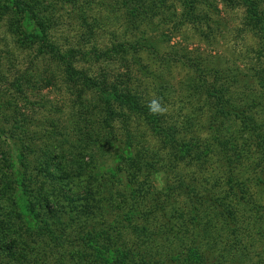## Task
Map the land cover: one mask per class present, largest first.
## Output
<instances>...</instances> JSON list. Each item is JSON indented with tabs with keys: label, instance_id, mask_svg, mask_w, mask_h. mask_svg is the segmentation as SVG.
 Returning <instances> with one entry per match:
<instances>
[{
	"label": "rangeland",
	"instance_id": "rangeland-1",
	"mask_svg": "<svg viewBox=\"0 0 264 264\" xmlns=\"http://www.w3.org/2000/svg\"><path fill=\"white\" fill-rule=\"evenodd\" d=\"M39 9L48 39L61 50H78L77 68L99 78L109 74L144 100L159 99L176 136L196 142L198 152L170 166L168 145L142 115L127 114L124 125L110 121L105 94L83 87L78 97L81 81L69 83L50 53L18 47L4 19L0 112L27 118V172L34 174L31 162L52 156L49 170L74 172L57 188L82 203L92 197L111 238L146 248L154 264L169 258L194 264L186 255L196 246L207 264H264V53L242 24V7L224 0L203 7L211 18L206 35L171 16L132 32L120 0H78L73 7L44 0ZM118 43L133 45L118 51ZM214 87L230 99L216 113ZM229 106L234 109L226 111ZM15 147L0 139V202L7 205L1 191ZM57 188L49 186L55 195ZM216 198L231 204L232 225Z\"/></svg>",
	"mask_w": 264,
	"mask_h": 264
},
{
	"label": "trees",
	"instance_id": "trees-1",
	"mask_svg": "<svg viewBox=\"0 0 264 264\" xmlns=\"http://www.w3.org/2000/svg\"><path fill=\"white\" fill-rule=\"evenodd\" d=\"M43 1L0 0V21L6 19L7 31L15 36L17 46L36 47L38 51L53 55L63 67L64 77L69 83L81 81L82 88L76 92L78 97L82 96L83 87L97 88L105 94L107 117L110 121L117 119L124 125V121L129 118L127 114L142 115L153 131L168 145L171 152L170 166L174 165L172 162L190 160L198 144L192 140L179 139L174 124L166 121L164 112H150L148 105L152 98L142 99L128 86H119L115 77L111 78L109 74L99 78L91 75L85 68H77L74 59L78 50L70 47L61 50L48 39V23H45L47 18L42 17L39 11ZM64 1L69 7L78 2ZM224 1L242 7V24L256 36L258 53H264V0ZM120 3L124 10L126 26L132 32L146 26L154 29L153 19L156 16L164 23L168 20L167 17L171 16L173 20L178 17L191 23L201 35H206L205 28L209 27L211 18L202 8L211 6L213 0H120ZM173 3H177L180 10H177ZM27 25L32 27V32L25 31L24 26ZM138 41L137 39L134 45H116L119 47L118 51H123L126 47H135ZM259 79L262 80V76ZM214 91L219 94L213 95L216 96V101L213 102V112L216 113V108L223 111L225 105L230 104V99L221 95V89L214 87ZM233 107L229 106L226 111L233 110ZM15 112L17 111L11 114L0 112V139L11 147L20 146V149H14L13 160L11 159L9 165L11 171L5 173L6 182L1 191L9 205L0 202V264H34L37 257L46 258V264H154L153 255L146 248L137 244L127 245L124 239L119 240L113 236L111 238L109 227L100 225L101 222H98V217L92 210L96 204L92 197L87 196L86 202L82 203L76 194L57 188V184L61 185L60 182H69L74 177V172L62 171L60 168H57L58 173L49 170L47 163L52 156L44 158L42 162L38 161L39 163L31 162L34 174L27 172L30 169L25 152L30 149V145L24 140L28 134L25 128L27 118H22L24 122H21ZM13 182L15 186H11ZM54 184L60 194L55 195L49 189V186ZM215 202L222 208L220 211L225 215L226 221L234 216L229 202H224L222 198H216ZM82 215V226L78 229L81 218L79 216ZM227 224L230 226L233 222L227 221ZM75 228L76 233L73 234ZM145 240L147 238L142 237V241ZM204 255L196 246L189 248L186 257L194 264H207L208 260ZM172 260L175 261L174 258ZM172 260L169 258L168 264H172Z\"/></svg>",
	"mask_w": 264,
	"mask_h": 264
},
{
	"label": "clouds",
	"instance_id": "clouds-1",
	"mask_svg": "<svg viewBox=\"0 0 264 264\" xmlns=\"http://www.w3.org/2000/svg\"><path fill=\"white\" fill-rule=\"evenodd\" d=\"M149 111L153 114H162L164 109L162 108L160 102L156 99H153L148 105Z\"/></svg>",
	"mask_w": 264,
	"mask_h": 264
}]
</instances>
